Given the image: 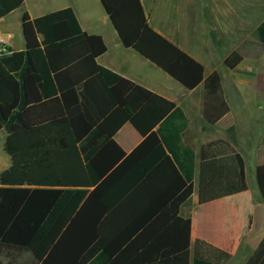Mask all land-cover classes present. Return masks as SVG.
<instances>
[{"label": "trees", "instance_id": "16d2710c", "mask_svg": "<svg viewBox=\"0 0 264 264\" xmlns=\"http://www.w3.org/2000/svg\"><path fill=\"white\" fill-rule=\"evenodd\" d=\"M100 2L124 47L188 89L203 81L202 65L151 29L140 0ZM21 3L0 0V18ZM21 25L25 50L0 55V128L10 159L0 174V257L7 260L0 264H18L22 254L30 264H225L230 255L205 241L191 252V220L176 217L193 193L191 172L182 176L173 166L177 189L166 198L176 205L172 226L119 217L121 205L144 200L151 167L138 164L139 155L155 145L153 162L172 164L156 127L176 112L174 104L133 86L119 105L112 88L121 77L96 62L103 40L83 32L71 8L35 19L24 13ZM256 33L264 48V20ZM250 53L236 50L224 64L233 70ZM204 89L203 117L215 125L229 113L218 72ZM127 123L143 141L124 157L109 143ZM226 135L235 145L234 126ZM221 144L230 152L214 151ZM256 180L264 202V165ZM246 190L244 160L233 147L216 141L201 148L199 204ZM246 264H264V239Z\"/></svg>", "mask_w": 264, "mask_h": 264}, {"label": "crops", "instance_id": "0c3cea01", "mask_svg": "<svg viewBox=\"0 0 264 264\" xmlns=\"http://www.w3.org/2000/svg\"><path fill=\"white\" fill-rule=\"evenodd\" d=\"M52 2L55 3L54 6L50 4ZM140 2L151 29L202 65L203 81L194 89L184 87L138 52L124 47L100 0H22L20 7L0 18V36L5 38L11 50L23 51L25 42L21 19L24 13L35 19L71 8L83 32L99 36L103 40L106 51L96 58V62L121 77V81L112 88L119 105H124V97L133 86H140L174 104L175 109L172 112L176 110L156 127L160 130L159 136L164 151L172 164L161 158L158 162H153L159 155V149L155 145L143 151L145 152L143 155H139L141 159H137L138 164L145 161L151 167L149 178L146 179L144 200L136 198V201L128 206L121 205L120 220L129 219L138 225L147 217L146 225L150 227L172 226L174 222L172 211L176 209V205L166 201V198L177 189V186L173 187L177 180L173 171L174 166L182 176H185L184 170L192 173L193 193L190 200L182 204L176 214V217L191 220V252L195 241L201 240L228 253L230 259L225 264H246L264 239V202L256 180L257 166L264 165V129L252 140L240 137L239 118L248 114L250 110L241 109L237 115H233V106L228 97L229 86H226L225 78L230 77L231 81L245 92L250 88L259 89L264 86V69L261 67L264 64V48L256 33L264 20V0H140ZM12 21L20 24L21 33L10 30ZM244 47L251 50L250 56L244 58L235 69L227 68L224 64L225 58ZM213 72H218L221 77L222 90L229 106V113L215 125L208 124L203 117L204 81ZM230 126H234L236 130L235 145L226 135V130ZM5 139L6 132L0 128V174L10 166L9 161L4 160L2 155L6 154L3 150ZM142 141L143 137L127 123L112 139L113 144L110 142L109 145L116 153L121 151L125 157ZM216 141L228 143L243 158L247 190L199 204L201 148ZM217 148L220 155L230 152L225 144L214 147V151ZM3 164L7 166L3 168ZM233 197L243 198L248 214L246 227L235 235L233 217L228 216L230 206L228 199ZM203 208L206 210L202 211ZM28 257L30 258L28 263H20L18 261L20 256L16 257L15 261L18 264H30L32 259L29 255ZM0 260L7 262L4 257H0Z\"/></svg>", "mask_w": 264, "mask_h": 264}, {"label": "rangeland", "instance_id": "374dc122", "mask_svg": "<svg viewBox=\"0 0 264 264\" xmlns=\"http://www.w3.org/2000/svg\"><path fill=\"white\" fill-rule=\"evenodd\" d=\"M50 4H52L53 6L55 5L54 2ZM9 28L14 32L19 31L21 33L20 24L16 21H12ZM261 67L263 70L264 64ZM225 81H227L226 86H229L228 97L233 106V115H237L241 109L250 110L248 114L240 116L238 127L240 130V137L252 140L253 137H256L264 129V109H257L259 107L264 108V86H262V88L260 87L259 89L250 88L248 92H245L242 91L241 87H237L231 81L230 77L225 78ZM246 105L248 107H246ZM2 155H4V160L6 159L10 163L8 156L6 154ZM6 166L7 164H3L2 167L5 168ZM228 202L230 203V206L228 207V216L231 215V217H233V233L235 235L238 231L246 227L248 219L246 203L242 197L229 198ZM205 210L206 209L204 208L202 209V211ZM20 257L21 258L18 260L20 263H28L30 261L28 255H21Z\"/></svg>", "mask_w": 264, "mask_h": 264}, {"label": "built area", "instance_id": "2783aa9c", "mask_svg": "<svg viewBox=\"0 0 264 264\" xmlns=\"http://www.w3.org/2000/svg\"><path fill=\"white\" fill-rule=\"evenodd\" d=\"M8 53L9 51H8L6 40L2 36H0V55L8 54Z\"/></svg>", "mask_w": 264, "mask_h": 264}]
</instances>
